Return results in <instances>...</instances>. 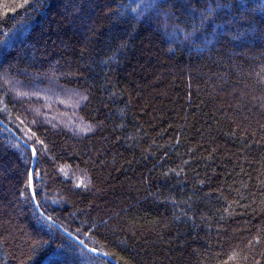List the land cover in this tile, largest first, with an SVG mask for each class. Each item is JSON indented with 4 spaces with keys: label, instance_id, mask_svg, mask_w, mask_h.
<instances>
[{
    "label": "trees",
    "instance_id": "1",
    "mask_svg": "<svg viewBox=\"0 0 264 264\" xmlns=\"http://www.w3.org/2000/svg\"><path fill=\"white\" fill-rule=\"evenodd\" d=\"M0 121V264H264V0H0Z\"/></svg>",
    "mask_w": 264,
    "mask_h": 264
},
{
    "label": "water",
    "instance_id": "2",
    "mask_svg": "<svg viewBox=\"0 0 264 264\" xmlns=\"http://www.w3.org/2000/svg\"><path fill=\"white\" fill-rule=\"evenodd\" d=\"M0 125L5 129V130H7L9 133H11L12 135H14V137L20 142V143H23L14 133H13V131L11 130V129H9L5 124H3L1 121H0ZM34 162H35V154L33 153V164H34ZM47 221H50V220H48V218H45ZM67 234V233H66ZM76 241V243L83 249V250H86V251H88V252H90V253H92V254H100V252L99 251H97V250H95V251H93V248H90V247H88V246H86L83 242H81L80 240H78V239H76L75 240ZM107 259H109V257H107V256H105ZM110 262L112 263V264H117L115 261H113V260H111L110 259Z\"/></svg>",
    "mask_w": 264,
    "mask_h": 264
},
{
    "label": "snow or ice",
    "instance_id": "3",
    "mask_svg": "<svg viewBox=\"0 0 264 264\" xmlns=\"http://www.w3.org/2000/svg\"><path fill=\"white\" fill-rule=\"evenodd\" d=\"M93 251H95V249H93Z\"/></svg>",
    "mask_w": 264,
    "mask_h": 264
}]
</instances>
